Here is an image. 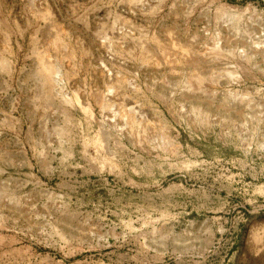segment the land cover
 Instances as JSON below:
<instances>
[{
	"label": "rangeland",
	"instance_id": "obj_1",
	"mask_svg": "<svg viewBox=\"0 0 264 264\" xmlns=\"http://www.w3.org/2000/svg\"><path fill=\"white\" fill-rule=\"evenodd\" d=\"M2 241L264 264V0H0Z\"/></svg>",
	"mask_w": 264,
	"mask_h": 264
},
{
	"label": "bare ground",
	"instance_id": "obj_2",
	"mask_svg": "<svg viewBox=\"0 0 264 264\" xmlns=\"http://www.w3.org/2000/svg\"><path fill=\"white\" fill-rule=\"evenodd\" d=\"M9 240H10V239H9ZM4 244H5L4 241H2V242L0 243V246H4Z\"/></svg>",
	"mask_w": 264,
	"mask_h": 264
}]
</instances>
